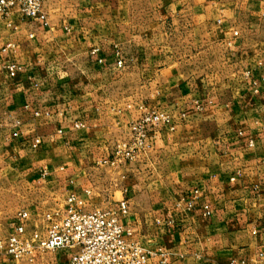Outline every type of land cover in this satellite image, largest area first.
I'll return each mask as SVG.
<instances>
[{
	"label": "crops",
	"instance_id": "0c3cea01",
	"mask_svg": "<svg viewBox=\"0 0 264 264\" xmlns=\"http://www.w3.org/2000/svg\"><path fill=\"white\" fill-rule=\"evenodd\" d=\"M45 11L0 15V236L19 211L75 189L89 207L128 200L130 239L167 254L147 264H258L264 0H47ZM144 108L171 125L136 160L104 164ZM73 252L35 263L0 252V264H71Z\"/></svg>",
	"mask_w": 264,
	"mask_h": 264
},
{
	"label": "built area",
	"instance_id": "2783aa9c",
	"mask_svg": "<svg viewBox=\"0 0 264 264\" xmlns=\"http://www.w3.org/2000/svg\"><path fill=\"white\" fill-rule=\"evenodd\" d=\"M47 0H0V15L17 10L23 18L47 20ZM123 65V62H119ZM17 65L8 67L10 75H17ZM264 82V78H263ZM168 114L144 108L141 116L130 126V136L116 144L112 157L102 161L118 167L136 160L149 147L150 134L160 125H171ZM77 124L76 127H80ZM18 136V133L14 134ZM40 143L36 139L34 146ZM45 174V172H43ZM199 192H194L190 207ZM205 214L211 215L206 205ZM129 212V202L123 199L107 208L89 207L88 201L75 189H70L62 205L43 213H32L26 209L18 212L14 230L0 236V252L17 260L35 263L48 253L62 248L73 249L71 264H147L153 256L160 255L166 262L167 254L155 252L130 239L132 228L124 225L123 217ZM34 219L39 223L30 227ZM264 264V255L258 261Z\"/></svg>",
	"mask_w": 264,
	"mask_h": 264
},
{
	"label": "rangeland",
	"instance_id": "374dc122",
	"mask_svg": "<svg viewBox=\"0 0 264 264\" xmlns=\"http://www.w3.org/2000/svg\"><path fill=\"white\" fill-rule=\"evenodd\" d=\"M65 199L64 198H58L57 202L55 203L56 205L53 206V208L60 206L64 203Z\"/></svg>",
	"mask_w": 264,
	"mask_h": 264
}]
</instances>
